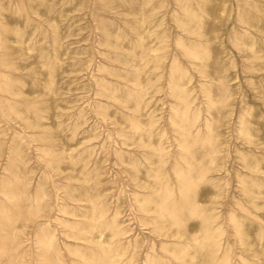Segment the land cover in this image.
I'll use <instances>...</instances> for the list:
<instances>
[{"label": "rangeland", "instance_id": "obj_1", "mask_svg": "<svg viewBox=\"0 0 264 264\" xmlns=\"http://www.w3.org/2000/svg\"><path fill=\"white\" fill-rule=\"evenodd\" d=\"M0 264H264V0H0Z\"/></svg>", "mask_w": 264, "mask_h": 264}]
</instances>
